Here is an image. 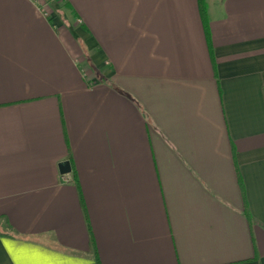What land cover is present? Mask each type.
<instances>
[{"label":"crops","instance_id":"crops-1","mask_svg":"<svg viewBox=\"0 0 264 264\" xmlns=\"http://www.w3.org/2000/svg\"><path fill=\"white\" fill-rule=\"evenodd\" d=\"M204 4L0 0V264H264V0Z\"/></svg>","mask_w":264,"mask_h":264},{"label":"trees","instance_id":"trees-1","mask_svg":"<svg viewBox=\"0 0 264 264\" xmlns=\"http://www.w3.org/2000/svg\"><path fill=\"white\" fill-rule=\"evenodd\" d=\"M199 7H200V14L202 16L203 22H204V27H205V34H206V39L208 41V45L209 47L210 45V37H209V32H208V28H207V20H206V8H205V4H204V0H199ZM8 227H10V225H8Z\"/></svg>","mask_w":264,"mask_h":264},{"label":"rangeland","instance_id":"rangeland-1","mask_svg":"<svg viewBox=\"0 0 264 264\" xmlns=\"http://www.w3.org/2000/svg\"><path fill=\"white\" fill-rule=\"evenodd\" d=\"M49 3V1L48 2H46L44 5H43V10H44V12H46V13H55L56 15H57V17L58 18H60V20H61V22H63L64 21V19L63 18H65L64 17V15H63V12H61V10L62 11H66L65 9H59V7H61V6H58V8H54V7H52L50 4H48Z\"/></svg>","mask_w":264,"mask_h":264},{"label":"water","instance_id":"water-1","mask_svg":"<svg viewBox=\"0 0 264 264\" xmlns=\"http://www.w3.org/2000/svg\"><path fill=\"white\" fill-rule=\"evenodd\" d=\"M59 167L62 173H66L70 171V163L68 160L60 162Z\"/></svg>","mask_w":264,"mask_h":264}]
</instances>
